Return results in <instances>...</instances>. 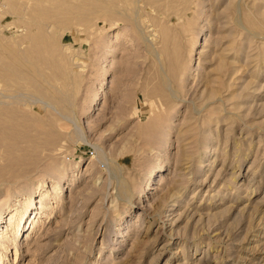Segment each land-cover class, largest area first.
I'll list each match as a JSON object with an SVG mask.
<instances>
[{
    "label": "rangeland",
    "instance_id": "1",
    "mask_svg": "<svg viewBox=\"0 0 264 264\" xmlns=\"http://www.w3.org/2000/svg\"><path fill=\"white\" fill-rule=\"evenodd\" d=\"M0 86V264H264V0H0Z\"/></svg>",
    "mask_w": 264,
    "mask_h": 264
},
{
    "label": "bare ground",
    "instance_id": "2",
    "mask_svg": "<svg viewBox=\"0 0 264 264\" xmlns=\"http://www.w3.org/2000/svg\"><path fill=\"white\" fill-rule=\"evenodd\" d=\"M151 1V0H150ZM154 1V0H153ZM113 5H115V4H113ZM112 5V7H114ZM115 6H117V4L115 5ZM185 7V6H184ZM182 8V7H181ZM112 9H114V8H112ZM118 10V9H117ZM241 11V10H240ZM95 12V11H94ZM117 13V12H116ZM120 13V12H119ZM121 14V13H120ZM123 15H124V13H123ZM136 16V15H135ZM138 19V18H137ZM247 19H248V17H247ZM135 21H136V19H135ZM138 21V20H137ZM136 23V22H135ZM164 24V23H163ZM136 26V25H135ZM161 29V28H160ZM141 32V31H140ZM142 33V32H141ZM169 38V37H168ZM144 40V39H143ZM166 45V44H165ZM163 46V45H162ZM154 47V46H153ZM166 47V46H165ZM155 49V48H154ZM178 56V55H177ZM166 76V75H165ZM167 77V76H166ZM165 86V85H164ZM167 86V85H166ZM1 87V86H0ZM171 93V92H170ZM169 96V95H168ZM154 172V171H153ZM149 175V174H148ZM146 181V180H145ZM149 184V183H148ZM12 217H13V215L11 214L10 215V217H9V219H12ZM23 217H24V214L20 217V219H19V222H18V224H17V228L20 226V223L21 222H23L22 223V225H24L25 224V219L24 220H22L23 219ZM27 219V218H26ZM11 221V220H10ZM15 221V220H14ZM33 224V223H32ZM31 226V223H29L28 224V227H27V229L29 228ZM22 228V227H21ZM2 237V236H1ZM5 237V236H4ZM6 238V237H5ZM4 244V243H3ZM3 248H6V246H4ZM16 254H17V252H16Z\"/></svg>",
    "mask_w": 264,
    "mask_h": 264
}]
</instances>
